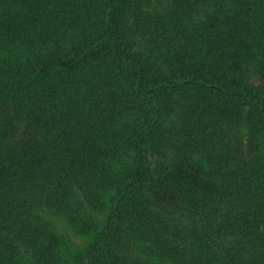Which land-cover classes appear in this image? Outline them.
I'll list each match as a JSON object with an SVG mask.
<instances>
[{
  "label": "trees",
  "instance_id": "obj_1",
  "mask_svg": "<svg viewBox=\"0 0 264 264\" xmlns=\"http://www.w3.org/2000/svg\"><path fill=\"white\" fill-rule=\"evenodd\" d=\"M0 264H264V0H0Z\"/></svg>",
  "mask_w": 264,
  "mask_h": 264
},
{
  "label": "rangeland",
  "instance_id": "obj_2",
  "mask_svg": "<svg viewBox=\"0 0 264 264\" xmlns=\"http://www.w3.org/2000/svg\"><path fill=\"white\" fill-rule=\"evenodd\" d=\"M253 83H258V79L255 78L252 80ZM48 217H51L50 219L53 221L56 231L65 237H68L74 241H77L75 237L72 236L71 232L68 230L66 227L65 223L63 220H60L58 217H54L53 215L49 214Z\"/></svg>",
  "mask_w": 264,
  "mask_h": 264
}]
</instances>
